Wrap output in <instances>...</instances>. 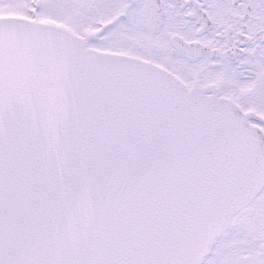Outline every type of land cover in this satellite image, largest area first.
Here are the masks:
<instances>
[{"label":"snow or ice","instance_id":"obj_1","mask_svg":"<svg viewBox=\"0 0 264 264\" xmlns=\"http://www.w3.org/2000/svg\"><path fill=\"white\" fill-rule=\"evenodd\" d=\"M0 264H264V0H0Z\"/></svg>","mask_w":264,"mask_h":264}]
</instances>
